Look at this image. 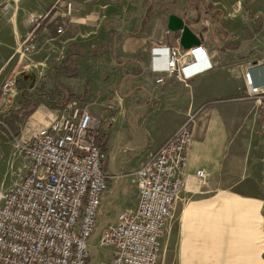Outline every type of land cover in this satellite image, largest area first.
<instances>
[{
  "label": "crops",
  "instance_id": "crops-1",
  "mask_svg": "<svg viewBox=\"0 0 264 264\" xmlns=\"http://www.w3.org/2000/svg\"><path fill=\"white\" fill-rule=\"evenodd\" d=\"M171 15L201 37L212 67L187 83L163 75L158 84L153 48L181 46ZM32 17H44L34 35L39 50L14 54ZM247 72L264 87V0H0V115L27 136L57 119L65 101L97 117L111 176L102 216L136 207L132 173L196 116L185 188L163 239L172 264H264V135ZM9 76L17 88L4 100ZM1 132L0 167L10 164L15 182L28 161Z\"/></svg>",
  "mask_w": 264,
  "mask_h": 264
},
{
  "label": "built area",
  "instance_id": "built-area-1",
  "mask_svg": "<svg viewBox=\"0 0 264 264\" xmlns=\"http://www.w3.org/2000/svg\"><path fill=\"white\" fill-rule=\"evenodd\" d=\"M71 16L72 3L66 5ZM44 17H32L28 35L15 54L30 56L39 50L34 39ZM65 23L57 27L62 35ZM165 50L167 60L156 59ZM151 71L187 83L210 69L204 45L183 49L157 45L153 48ZM250 97L260 104L259 130L264 135V87L245 74ZM17 88L15 76L1 85L8 100ZM111 108V107H110ZM196 116L183 125L138 170L131 175L138 203L115 223L101 224L102 205L110 189L111 176L105 168L101 123L71 100L65 111L30 135L17 134L6 116L0 129L16 154L28 161L18 169L16 181L1 196L0 264H92L94 250L110 248L108 264H159L167 224L176 201L185 188L182 171L193 142ZM205 171L197 177L207 179Z\"/></svg>",
  "mask_w": 264,
  "mask_h": 264
},
{
  "label": "rangeland",
  "instance_id": "rangeland-1",
  "mask_svg": "<svg viewBox=\"0 0 264 264\" xmlns=\"http://www.w3.org/2000/svg\"><path fill=\"white\" fill-rule=\"evenodd\" d=\"M27 113L28 112L23 114L22 116L23 120H27V117H28ZM13 130L16 132L15 128H13ZM7 148L10 151H12V153H15V151L10 146H8ZM10 169H12V166L10 164L8 166L3 165L0 167V199H1V196L4 195L6 191L8 190V188L12 186V184L14 183L15 178H13L14 177L13 172H11ZM120 214L121 213L119 209L117 208H114L113 210H109L106 215L102 216L101 214V217H100L101 224H103L104 226L115 224L122 217L120 216ZM99 250H100L99 257L97 256V252L94 250L92 264H107L111 258L112 250L110 248H100ZM159 264H172V254L170 252L169 247L168 246L166 247V245L164 246V241H163V247L161 250Z\"/></svg>",
  "mask_w": 264,
  "mask_h": 264
},
{
  "label": "water",
  "instance_id": "water-1",
  "mask_svg": "<svg viewBox=\"0 0 264 264\" xmlns=\"http://www.w3.org/2000/svg\"><path fill=\"white\" fill-rule=\"evenodd\" d=\"M168 28L173 32H181L180 45L183 49H191L201 45V37L197 36L179 16L171 15Z\"/></svg>",
  "mask_w": 264,
  "mask_h": 264
},
{
  "label": "trees",
  "instance_id": "trees-1",
  "mask_svg": "<svg viewBox=\"0 0 264 264\" xmlns=\"http://www.w3.org/2000/svg\"><path fill=\"white\" fill-rule=\"evenodd\" d=\"M57 93H58V95H59V91H58V90H57ZM46 98H47L52 104H55V103H56V100H57V99H54L52 95H46ZM68 102H69V101H68ZM68 102H67V103H68ZM67 103H66V101H65V104H64V105H66ZM17 134H18V133H17Z\"/></svg>",
  "mask_w": 264,
  "mask_h": 264
}]
</instances>
